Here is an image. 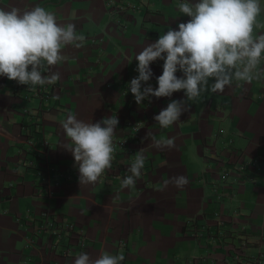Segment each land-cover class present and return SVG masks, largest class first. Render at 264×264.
I'll return each mask as SVG.
<instances>
[{
	"label": "crops",
	"instance_id": "crops-1",
	"mask_svg": "<svg viewBox=\"0 0 264 264\" xmlns=\"http://www.w3.org/2000/svg\"><path fill=\"white\" fill-rule=\"evenodd\" d=\"M138 2L118 17L106 0H0L6 10L40 5L58 23H74L85 37L81 47L62 48L65 60L50 70L58 71L60 79L45 87L49 94L40 101L22 99L14 82L0 76V264H72L81 252L95 259L105 251H122L121 264H187L190 255L220 261L227 239L208 235L228 227L215 223L219 217L245 228L248 244L237 259L264 264V79L233 81L223 92L207 91L189 102L174 125L160 128L154 115L170 100L184 99V92L137 105L126 91L129 78L138 75L134 56L189 17L177 7L184 0ZM260 5L257 19L264 24V0ZM162 64L157 60L150 65L153 88ZM69 112L89 123L116 115L114 137L128 135L137 123L131 155L142 151L147 159L133 189L103 175L95 184H79L74 158L61 147V125ZM148 129L157 137H175L176 147H153L151 140L142 139ZM234 151H241L239 160L251 163L245 172L236 170ZM223 169L232 175L220 181ZM176 175H185L188 184L158 191ZM216 184L222 198L215 196ZM41 210L71 219L86 246L63 257L59 251L65 239L54 246L45 234L36 239L31 226ZM196 227L200 236L193 234Z\"/></svg>",
	"mask_w": 264,
	"mask_h": 264
},
{
	"label": "clouds",
	"instance_id": "clouds-1",
	"mask_svg": "<svg viewBox=\"0 0 264 264\" xmlns=\"http://www.w3.org/2000/svg\"><path fill=\"white\" fill-rule=\"evenodd\" d=\"M181 14L189 17L177 28L168 27L154 42L147 43L134 56L138 73L128 82V90L135 103L141 105L151 98L172 97L183 90L184 99H172L153 119L162 129L180 120L203 93L223 92L233 81L251 83L264 79V28L258 23L261 14L260 0H184L178 4ZM85 41L76 31L74 23L62 25L53 12L36 5L29 10L17 7L0 8V76L20 85L35 89L37 85L55 84L65 57L62 48L67 45L81 47ZM163 60L162 73L156 77L157 86L148 83L154 73L150 65ZM48 69V74L42 70ZM182 75L177 76V72ZM212 80L213 83L209 84ZM119 119L105 116L95 122H85L69 112L62 122L65 142L61 145L74 158L80 185L95 184L114 159L113 138ZM142 139L151 140L157 149L176 147L175 137H157L148 129ZM147 157L137 151L128 168L130 175L121 181L122 188L133 189L142 176ZM171 184L183 188L188 184L185 175L164 180L158 191ZM122 251L102 252L93 259L87 252L77 254L72 264H121Z\"/></svg>",
	"mask_w": 264,
	"mask_h": 264
},
{
	"label": "built area",
	"instance_id": "built-area-1",
	"mask_svg": "<svg viewBox=\"0 0 264 264\" xmlns=\"http://www.w3.org/2000/svg\"><path fill=\"white\" fill-rule=\"evenodd\" d=\"M106 3L110 9L116 12L118 17H121L122 14H124L125 12V8L134 7L138 5L139 2L138 0L136 2H130L128 0H106ZM42 71L45 73V70ZM130 80L131 78H129L128 82ZM12 81L14 82V86L21 90L19 94L20 97L24 100H32L35 98L37 99V101H40L42 98L47 96L48 88H45L48 86L47 84L37 85L33 90V88L31 87H27L26 85H20L14 80ZM127 95L132 94L130 91H127ZM26 111H28V113H31L27 109ZM32 114L33 113H31V115ZM136 131L137 123H133L129 132L127 133L128 135L125 134L120 137L113 138L115 151L114 159L112 161V167L110 169H107L103 176L115 180L117 183H121L122 179L125 176L130 175V173L128 172V168L134 162L136 156L131 155L133 152L131 144L133 142H136L138 139ZM46 142L47 141L45 139H42L41 141L43 146H45ZM233 157L236 158L235 162H237L238 164L237 166L235 165L237 171L245 172V168L249 167V165L251 164L246 160H239L242 158L241 151H234ZM230 172L231 171L229 169L220 170V181H224L229 175L231 176L232 174H230ZM213 191L216 197L222 198L221 193H219V191L217 190V184L213 187ZM35 218L37 223L32 225L31 229L32 232L36 235V239L42 234H45L49 239L50 245L53 244L52 246L56 245V240L65 239V242L61 246L59 251L63 257L69 256L71 252L75 251V249L80 248L82 250L86 246V241L83 237L81 228H75L74 223L71 219L64 218L61 215L54 213L50 210L39 211L36 214ZM215 223H225L228 226L222 229L221 231L215 230L214 234H212L211 232L208 234L212 238L216 237L217 235H222L225 239H227L223 241L222 244L225 247V254L222 259H220V261H218L217 259H211L210 262H207V258L205 256L190 255L187 259V264H246L244 261L240 262L237 259V255L240 252H243L248 244L245 236L244 226L238 225V223H234L233 221L226 220L222 217H219ZM194 229V236H200L201 233L199 229L197 227ZM233 237H235L237 242H234L232 240ZM29 241L32 242V239H29ZM119 242L122 241L119 240ZM258 259L259 257H256V260Z\"/></svg>",
	"mask_w": 264,
	"mask_h": 264
},
{
	"label": "rangeland",
	"instance_id": "rangeland-1",
	"mask_svg": "<svg viewBox=\"0 0 264 264\" xmlns=\"http://www.w3.org/2000/svg\"><path fill=\"white\" fill-rule=\"evenodd\" d=\"M256 29H254V31H255Z\"/></svg>",
	"mask_w": 264,
	"mask_h": 264
}]
</instances>
